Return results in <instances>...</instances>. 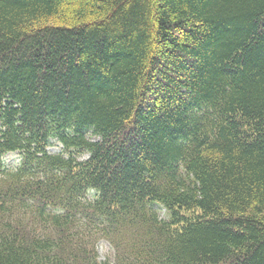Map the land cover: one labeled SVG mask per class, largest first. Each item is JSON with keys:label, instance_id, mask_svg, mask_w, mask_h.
Returning <instances> with one entry per match:
<instances>
[{"label": "trees", "instance_id": "trees-1", "mask_svg": "<svg viewBox=\"0 0 264 264\" xmlns=\"http://www.w3.org/2000/svg\"><path fill=\"white\" fill-rule=\"evenodd\" d=\"M0 264H264V0H0Z\"/></svg>", "mask_w": 264, "mask_h": 264}, {"label": "rangeland", "instance_id": "rangeland-1", "mask_svg": "<svg viewBox=\"0 0 264 264\" xmlns=\"http://www.w3.org/2000/svg\"><path fill=\"white\" fill-rule=\"evenodd\" d=\"M49 150L52 152H57L58 147L51 146ZM8 163H12V161L8 160ZM160 214H162V211L160 212ZM96 248L98 251V257L100 259H105V257H107L109 253H111V249L109 248L108 244L104 240H99L96 244Z\"/></svg>", "mask_w": 264, "mask_h": 264}]
</instances>
